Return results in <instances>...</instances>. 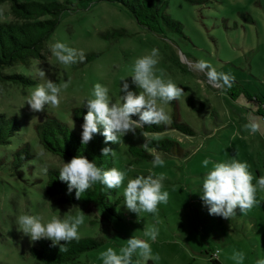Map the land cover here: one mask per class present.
Returning <instances> with one entry per match:
<instances>
[{
	"label": "rangeland",
	"instance_id": "1",
	"mask_svg": "<svg viewBox=\"0 0 264 264\" xmlns=\"http://www.w3.org/2000/svg\"><path fill=\"white\" fill-rule=\"evenodd\" d=\"M21 1L69 3L46 41V59L2 72L23 73L35 83L22 86L0 80V113L20 118L19 137L30 144L34 155L30 166L24 164L19 174L12 156L0 150L7 157V164L0 165V264H45L30 253L31 248L40 249L41 245L17 229L18 215L28 212L47 220L52 215L67 216L80 210L85 220L79 226V238H99L102 244L59 264H101L100 252L108 247L118 251L131 236L144 238V228L152 224L159 228L157 238L151 241L158 259L148 260L147 264H213L210 257L214 253L222 264H236L232 255L237 251L245 255L242 264H255L258 255L264 256V190H258L259 202L251 209L241 212L237 208L236 215L229 219L209 214L199 193L202 177L215 161L233 157L247 161L253 183L264 175V116L259 113L264 101V0H163L168 14L182 24L180 32L165 26L153 32L140 24L126 6L106 0ZM14 20L11 2H1L0 21ZM56 39L83 48L92 58L69 66L59 63L48 47ZM154 46L161 54L157 74L162 71L184 91L176 99L181 120L194 130V135L168 129L161 133H128L120 143L112 142L114 167L129 171L116 194L109 197L113 213L107 212V217L94 204L60 203V195L46 193L47 172L59 169L68 160L43 148L36 126L52 115L79 132L80 124L72 111L86 107L82 102L90 96L92 86L96 82L107 84L112 99H118L121 78L131 82L133 61ZM201 59L218 72L230 73L234 77L231 86L209 81L206 69L196 66ZM38 68L45 69L58 84L66 85L61 90L59 107L33 112L25 102L42 82ZM130 87L135 85L130 83ZM189 97L201 107L193 108ZM166 107L171 116L165 124L169 128L173 106ZM248 121L258 123L255 134L243 127ZM150 138L172 139L180 145V152L169 154L155 149L165 163L153 169L152 159L129 152V146H143ZM206 157L210 161L207 167L201 163ZM150 171L164 173L169 199L154 213L137 215L123 204V187L128 178Z\"/></svg>",
	"mask_w": 264,
	"mask_h": 264
},
{
	"label": "clouds",
	"instance_id": "2",
	"mask_svg": "<svg viewBox=\"0 0 264 264\" xmlns=\"http://www.w3.org/2000/svg\"><path fill=\"white\" fill-rule=\"evenodd\" d=\"M56 60L65 65H73L86 59L83 48L70 46L60 39L48 45ZM160 50L152 47L147 53L135 58L131 66V82L123 77L119 85V98L111 97L107 84L96 82L91 89L90 96L83 99L82 105L87 111L83 115L81 124V144H87L96 133L103 135L105 141L120 143L122 137L128 133L136 134V130L145 125L167 124L170 113L167 110L173 98H180L184 91L173 79L158 73L157 65L160 60ZM196 66L200 70L206 69L209 81L221 83L223 87H230L234 77L230 73L217 71L207 60H198ZM37 74L42 78L27 96L25 102L33 112L45 111L46 108H56L61 104V90L66 85H60L49 78L45 69L38 68ZM130 83L135 88L130 87ZM139 89V91H137ZM243 127L255 134L259 125L255 121L246 122ZM143 147L153 155L152 167L163 166L162 155L154 148ZM101 152L107 156L113 149L105 146ZM209 158L202 160V165H209ZM46 172L47 169L43 168ZM128 169L117 167L102 168L95 159L89 160L83 155L73 156L63 162L59 168V178L67 182V189L79 198L81 193L99 183L106 189H119L128 176ZM247 161L235 157L227 160L215 161L202 177L199 193L209 214L219 215L229 219L241 212L251 209L259 201L258 190H264V175L255 178ZM164 173L149 172L137 174L128 178L123 187L124 205L137 215L141 212L154 213L161 203H167L169 192L164 188ZM85 214L82 210L67 216L52 215L45 220L39 214L22 213L16 217L17 229L30 241L47 238L52 245L62 247L67 242L79 239V226L84 223ZM159 234L157 225L152 224L144 228L143 237L131 236L126 244L117 251L108 247L100 252L101 264H147L148 260L158 259L151 249V241ZM65 243L61 244L60 242ZM236 264H242L245 259L243 252L237 251L232 255ZM255 264H264V256H259Z\"/></svg>",
	"mask_w": 264,
	"mask_h": 264
},
{
	"label": "trees",
	"instance_id": "3",
	"mask_svg": "<svg viewBox=\"0 0 264 264\" xmlns=\"http://www.w3.org/2000/svg\"><path fill=\"white\" fill-rule=\"evenodd\" d=\"M11 2V12L15 20L10 22L0 21V80L9 81L22 86H29L35 80L23 73L4 74V70L17 65L28 66L32 60L46 59V41L59 23V16L68 9L67 2L52 1H21V0H0L1 2ZM103 1V0H99ZM126 6L135 16L136 20L153 32H160L165 27L180 32L182 24L173 19L166 11V2L163 0H106ZM92 56H86L90 60ZM189 104L193 108H200L195 105L192 98H188ZM173 106L172 122L168 128L165 124L145 125L137 129L136 133H161L168 129L180 131L186 135H194V130L181 120L180 107L176 98L170 101ZM87 108H76L72 111L73 118L80 124V131H74L68 123H65L55 116L47 115L45 120L36 126L39 143L44 149L65 160H70L73 156L83 155L89 160L95 159L102 168L114 167V154L105 156L101 149L108 146L112 149V142L105 141L99 132L85 145L81 144L82 132L81 124L83 115ZM264 116V101L261 102L259 110ZM22 130L20 118L0 113V150L12 156L16 173L22 172L24 164L30 166L29 162L34 157L29 143L23 142L19 137ZM149 148H154L169 154L180 152L178 142L169 139L146 140ZM129 152L142 159H152L143 146H129ZM114 153V152H113ZM7 164L6 155L0 154V165ZM48 180L46 182V193L48 195H60L59 202L66 204H94L106 213H113L110 196L116 194V188L106 189L105 186L96 183L91 188L81 193L77 198L75 189L69 192L67 182L59 178V169H48ZM41 247L31 248L30 253L39 261L45 264H59L70 262L78 258L82 253L96 249L102 244V240L95 237H85L67 242L62 247L52 245L47 238L36 240ZM65 243L64 241L60 242ZM213 264H222L219 260L210 257Z\"/></svg>",
	"mask_w": 264,
	"mask_h": 264
},
{
	"label": "built area",
	"instance_id": "4",
	"mask_svg": "<svg viewBox=\"0 0 264 264\" xmlns=\"http://www.w3.org/2000/svg\"><path fill=\"white\" fill-rule=\"evenodd\" d=\"M212 257H213V258H216V257H217L216 253H214Z\"/></svg>",
	"mask_w": 264,
	"mask_h": 264
}]
</instances>
